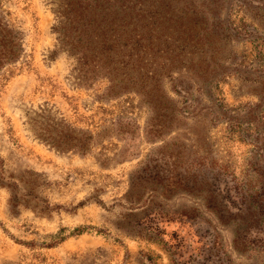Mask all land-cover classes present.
<instances>
[{"label": "rangeland", "instance_id": "1", "mask_svg": "<svg viewBox=\"0 0 264 264\" xmlns=\"http://www.w3.org/2000/svg\"><path fill=\"white\" fill-rule=\"evenodd\" d=\"M55 1L0 0V14L23 30L26 48L25 60L0 74V264H171L163 240L147 233L169 238L206 229L219 234L230 264H264V225L254 219L264 217V85L253 80L257 71L232 67L249 60L241 54L250 44L244 37L228 43L224 29L228 21L264 33V0H137L143 21L159 23V39L218 44L208 60L210 76L221 77L212 100L191 90L199 110L179 113L165 127L133 91L101 101L104 78L75 85L71 56L54 54ZM170 74L189 77L175 68ZM171 82L162 78L166 95L176 106L188 105ZM44 103L92 130L123 110L131 138L113 131L86 154L58 151L26 123ZM217 167L225 172L219 184L225 222L210 203L212 178L198 184ZM142 169L150 177L131 186ZM156 226L164 232L155 233Z\"/></svg>", "mask_w": 264, "mask_h": 264}, {"label": "trees", "instance_id": "2", "mask_svg": "<svg viewBox=\"0 0 264 264\" xmlns=\"http://www.w3.org/2000/svg\"><path fill=\"white\" fill-rule=\"evenodd\" d=\"M138 1L141 4L142 0ZM208 1L217 5L220 0ZM139 4L137 0L52 2V31L56 35L54 54L63 51L71 56L69 74L75 85L104 78L107 81L105 92L97 96L101 101H108L123 90L133 91L145 98L148 111L160 116L165 122L162 127H165L179 113L194 115L199 110L196 105L200 101L192 96L191 90L204 92L212 100L213 89H217L221 77L210 76L212 68H209L208 60L215 59L218 44L215 47L213 40L195 41L190 37L179 41L159 39V23L151 27L143 21L144 12ZM224 25V29L230 32L228 43L234 44L238 42V37H244L243 40L250 44V48L241 54L242 60H249L241 65L234 63L232 67L245 74L257 71L253 80L264 85V33L244 23L234 26L227 21ZM24 39L23 30L0 14V74L25 60ZM172 68L186 72L189 77L174 78L170 74ZM223 75H226L225 71ZM164 76L172 80L171 87L175 93L184 94L183 102L191 100L188 105L182 103L183 106L179 107L173 104L161 85ZM31 112L26 123L33 134L58 151L74 149L86 154L113 131L131 138L129 119L120 109L106 124L97 126V130L75 126L47 103ZM102 146L101 149L105 150ZM99 154L102 156V153ZM105 158L108 156L103 154L102 159ZM215 170L210 171V176L201 174L198 184H207V179L212 178V184L217 188L216 193L211 194L210 203L216 207L218 219L225 222L227 210L220 192L222 189L219 188L225 172L222 167ZM138 172L130 178L131 186L150 177L143 169ZM181 214L185 220L192 219L185 213ZM254 219L255 223L264 225V217L254 216ZM154 231L162 234L164 229L156 226ZM152 233H147L148 237L163 240L171 264H230L216 231L188 230L181 234L173 231L169 238H156Z\"/></svg>", "mask_w": 264, "mask_h": 264}]
</instances>
